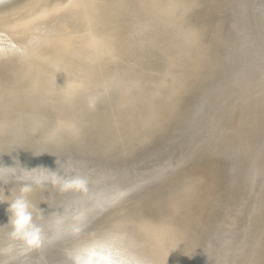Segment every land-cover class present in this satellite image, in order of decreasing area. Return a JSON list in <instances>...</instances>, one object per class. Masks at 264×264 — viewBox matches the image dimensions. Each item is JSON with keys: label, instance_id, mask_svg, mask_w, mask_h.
<instances>
[{"label": "water", "instance_id": "95a60500", "mask_svg": "<svg viewBox=\"0 0 264 264\" xmlns=\"http://www.w3.org/2000/svg\"><path fill=\"white\" fill-rule=\"evenodd\" d=\"M22 1L0 0V15ZM104 1L117 17L123 44H130L124 49L128 66L113 75L116 90L111 96L121 112L124 140L117 152L94 159L68 141L14 158L17 170L20 165L29 170L44 167L67 176L81 170L88 180L86 193L33 186L31 194L39 198L31 211L46 243L25 257L46 260L42 257L74 246V240L91 236L106 220L121 217L113 214L180 198L190 190L210 204L211 236H204L198 258L190 256L192 263L185 250L178 253L185 252V264H234L242 249L249 248L264 216V0H183L185 9L178 17L182 37L170 34L166 14L159 6L153 9L150 0ZM20 19L0 22V28L15 26ZM69 34L73 38L72 31ZM179 47L185 48V56L177 55ZM179 64L192 72L175 92L176 111L168 93L176 87L169 80ZM64 87L44 102L32 99L30 107L42 124L46 116L63 113L64 105L65 110L73 109L79 99L70 94L75 87L68 82ZM47 122L52 127L57 121ZM84 158L90 159L89 165L80 164ZM5 163L9 167L12 162ZM0 185L19 189L21 182L5 173ZM85 195L93 197L90 203H75ZM180 225H174L176 233L184 234ZM145 228V234L156 238V246L169 252L167 258L179 264L165 237L151 225ZM169 230L168 241L175 237ZM185 230L192 234L189 226ZM263 238L262 230L258 240Z\"/></svg>", "mask_w": 264, "mask_h": 264}, {"label": "bare ground", "instance_id": "6f19581e", "mask_svg": "<svg viewBox=\"0 0 264 264\" xmlns=\"http://www.w3.org/2000/svg\"><path fill=\"white\" fill-rule=\"evenodd\" d=\"M150 1L153 9L159 6L160 11L166 14L170 34L175 32L182 37L184 28L178 22V17L182 9H185L183 0ZM58 2L25 0L17 3L11 12L0 15V22L23 18L15 26L13 24L0 28V167L6 166L7 161L12 162L9 167H13L17 163L14 158L21 153L28 152L32 156L55 142L56 145L59 142L64 145L68 141L69 146L84 154H91L92 159L105 156L107 151L115 153L122 146L124 135L119 132L121 112L111 96L116 90L113 75L115 78L117 72H122L128 66L123 60L124 49L130 44H123L124 37L121 38L117 30V17L104 0H65L62 4H57ZM70 31L73 38L70 37ZM78 32H82L84 36ZM116 45L119 46L117 51ZM188 46L190 48V44ZM176 53L178 56H185V48H176ZM112 59L116 63H112ZM191 72L185 65L173 67L169 82L175 83L176 87L173 85V93H168L173 110H179L178 95L175 92L179 86H184L185 74ZM67 82L75 87L70 94H74L73 97L79 95V99L71 110H65L64 105L62 115L50 111L54 114L46 118L51 122L57 121L54 126L48 127L47 119V124H42L40 117L30 107L32 99L35 102L41 98L44 102L48 99V94L63 89ZM166 107L169 106L165 105L164 108ZM56 108H59V104ZM76 113L81 116L79 119L72 116ZM80 160V164L89 165L90 159ZM75 173L77 176H84L81 170H76ZM0 187L4 188L6 194L11 190L14 193L19 191L14 186ZM85 196L84 200L80 198L75 203H90L93 197L88 199ZM38 198L34 194L29 196L31 210L37 209ZM203 200L186 190L181 192L180 198L113 214V218L121 217L106 220L107 223L97 226L96 232L91 236L81 241L74 240L72 247L48 257L43 256L46 260L29 259L27 256L13 260L10 254L0 255V260L7 264H71L67 255L69 251L84 244L99 242L118 251L127 264H174L171 256L167 258L169 252L156 246V238L152 239L151 234H145V227L151 225L157 235L165 237L173 251L172 256L176 253L179 264H185V252L188 261H191L190 256H196L197 259L204 236H211L213 217L210 204H204ZM7 207V204H0V248L11 243ZM94 209L95 205L91 211ZM158 212L165 213L157 214ZM123 215H131L133 218ZM145 216L149 218L145 219ZM174 225L183 226L184 234L176 233ZM186 226L191 228V235L185 230ZM107 227L110 228L104 229ZM169 229L175 235L174 238H169L170 241L165 236L170 233ZM262 230L264 231V216L249 241V248L242 249L243 253L240 252V258L235 259L234 264L238 261L240 264H264V238L258 240ZM180 249L185 252L178 253ZM223 262L226 263V260Z\"/></svg>", "mask_w": 264, "mask_h": 264}, {"label": "clouds", "instance_id": "9594fccd", "mask_svg": "<svg viewBox=\"0 0 264 264\" xmlns=\"http://www.w3.org/2000/svg\"><path fill=\"white\" fill-rule=\"evenodd\" d=\"M5 173L21 182L18 193L11 190L6 194L4 188L0 187V204L8 205L9 221L7 225L10 227L8 235L11 241L7 247L0 248V255L10 254L11 258L15 260L26 256L33 250L42 248L46 243L44 231L41 226L34 223L31 211L32 205L29 196L34 190L33 186L43 188L48 185L60 192L86 193L88 180L77 175L67 176L57 170L52 171L44 167L29 170L20 165L19 170L15 166L0 167V182L4 180ZM25 178H29L31 182H23ZM67 255L71 264H127L118 251L99 242L81 245L69 251ZM0 264H7V262L0 260Z\"/></svg>", "mask_w": 264, "mask_h": 264}]
</instances>
